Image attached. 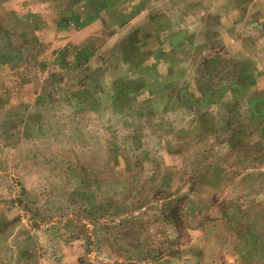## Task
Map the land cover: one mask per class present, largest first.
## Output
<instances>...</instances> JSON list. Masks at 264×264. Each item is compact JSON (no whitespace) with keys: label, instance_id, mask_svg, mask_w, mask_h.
<instances>
[{"label":"rangeland","instance_id":"rangeland-1","mask_svg":"<svg viewBox=\"0 0 264 264\" xmlns=\"http://www.w3.org/2000/svg\"><path fill=\"white\" fill-rule=\"evenodd\" d=\"M0 264H264V0H0Z\"/></svg>","mask_w":264,"mask_h":264}]
</instances>
